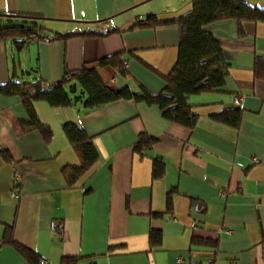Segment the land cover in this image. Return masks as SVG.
Instances as JSON below:
<instances>
[{
	"label": "crops",
	"instance_id": "obj_1",
	"mask_svg": "<svg viewBox=\"0 0 264 264\" xmlns=\"http://www.w3.org/2000/svg\"><path fill=\"white\" fill-rule=\"evenodd\" d=\"M246 1L264 8V0ZM192 8V0H0V23L32 16L44 34L95 32L1 42L0 84L54 83L86 67L114 91L159 94L181 30L177 22L142 23L151 13L170 19ZM205 30L229 66L223 91L189 97L193 128L133 98L89 109L77 86L67 106L34 101L52 130L47 139L29 125L21 96L0 93V264H264V22L219 19ZM114 55L126 70L123 61L100 63ZM235 108L237 125L215 118ZM68 122L86 130L98 153L76 183L65 171L80 162ZM142 133L156 142L137 151ZM153 230L161 232L158 244Z\"/></svg>",
	"mask_w": 264,
	"mask_h": 264
},
{
	"label": "trees",
	"instance_id": "obj_2",
	"mask_svg": "<svg viewBox=\"0 0 264 264\" xmlns=\"http://www.w3.org/2000/svg\"><path fill=\"white\" fill-rule=\"evenodd\" d=\"M192 2L193 8L189 13L170 19H159L156 13H151L147 16L146 23H142V25H157L177 22L181 30L177 62L171 73L164 76L166 86L159 94H152L145 89L137 93L129 87L114 91L104 84L95 69L86 67L68 71L61 80L54 83L42 80H11L0 84V93L21 96L31 118L29 125L39 127L47 139L51 137L52 130L39 120L34 109V101L44 100L51 106H67L72 103L70 92L75 91L77 86H80L83 93L87 94L85 106L89 109L121 98H133L136 101L157 104L165 118L193 128L197 122V115L188 103L189 97L195 94L223 91L229 66L223 58L217 39L205 30V26L215 20L227 18L236 19L239 22H264V8L252 6L246 0H192ZM2 18L0 43L12 39L22 46L30 40L29 34L32 32L45 33L37 17L20 15ZM46 34L53 35L55 40L56 38L66 39L72 36L95 34V32L73 31L66 34ZM121 61L123 59L120 55H114L101 59L100 63L118 66ZM122 63V70H126L125 61ZM215 118L221 122L237 125L241 118V110L240 108L226 110L216 114ZM64 130L80 159L78 165L65 170L69 182L76 183L97 162L98 153L91 137L82 126L68 122L64 124ZM155 142L154 137L142 133L135 149L141 151ZM171 204L172 196L169 194V207ZM8 230L7 240L10 241L12 231L10 228ZM160 241L161 232L153 230L151 243L158 244ZM24 250L29 254V251Z\"/></svg>",
	"mask_w": 264,
	"mask_h": 264
},
{
	"label": "built area",
	"instance_id": "obj_3",
	"mask_svg": "<svg viewBox=\"0 0 264 264\" xmlns=\"http://www.w3.org/2000/svg\"><path fill=\"white\" fill-rule=\"evenodd\" d=\"M29 39L30 40H37L45 43H49L54 40V36L51 34H41L37 31L32 32L29 34ZM125 65L127 66V63L125 62ZM242 99V96H236L235 100L240 101ZM256 161V158L254 159ZM19 178V175L16 173L14 176V182ZM15 193V191H14ZM13 193V194H14ZM2 242H0V247H1ZM49 261L47 259H40L39 264H48Z\"/></svg>",
	"mask_w": 264,
	"mask_h": 264
}]
</instances>
